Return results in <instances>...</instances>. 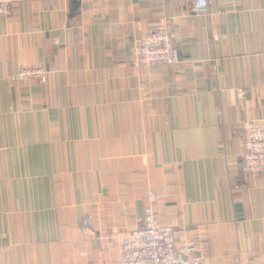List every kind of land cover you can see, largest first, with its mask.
<instances>
[{
	"label": "crops",
	"instance_id": "obj_1",
	"mask_svg": "<svg viewBox=\"0 0 264 264\" xmlns=\"http://www.w3.org/2000/svg\"><path fill=\"white\" fill-rule=\"evenodd\" d=\"M14 0L0 14V264H120L150 193L207 264L264 262V0ZM180 63L135 66L149 30ZM44 67L45 83L11 82Z\"/></svg>",
	"mask_w": 264,
	"mask_h": 264
},
{
	"label": "built area",
	"instance_id": "obj_2",
	"mask_svg": "<svg viewBox=\"0 0 264 264\" xmlns=\"http://www.w3.org/2000/svg\"><path fill=\"white\" fill-rule=\"evenodd\" d=\"M194 14L208 9V0H186ZM14 0H0V14L10 15ZM135 66L173 65L180 63L173 38L165 28L147 31L136 43ZM48 71L44 67H21L10 75L11 82L45 83ZM245 147L243 170L256 176L264 171V119L244 120L241 124ZM156 194L150 193L144 209V224L129 231L121 240L120 264H207L201 256H192L194 247L177 241L174 230L163 226L153 206ZM246 264H264L246 263Z\"/></svg>",
	"mask_w": 264,
	"mask_h": 264
}]
</instances>
